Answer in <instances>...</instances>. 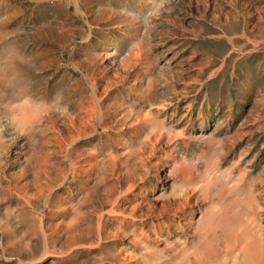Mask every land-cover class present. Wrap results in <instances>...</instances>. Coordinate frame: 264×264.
<instances>
[{
	"label": "rangeland",
	"instance_id": "1",
	"mask_svg": "<svg viewBox=\"0 0 264 264\" xmlns=\"http://www.w3.org/2000/svg\"><path fill=\"white\" fill-rule=\"evenodd\" d=\"M0 264H264V0H0Z\"/></svg>",
	"mask_w": 264,
	"mask_h": 264
},
{
	"label": "bare ground",
	"instance_id": "2",
	"mask_svg": "<svg viewBox=\"0 0 264 264\" xmlns=\"http://www.w3.org/2000/svg\"><path fill=\"white\" fill-rule=\"evenodd\" d=\"M156 146V145H155ZM116 204H118V202H116ZM115 204V205H116ZM120 205V204H119ZM114 213H115V211L114 210H111V211H109L108 212V215H110V216H112V215H114ZM104 223H105V221H104V216H103V214H101L99 217H98V230L101 232V229H103V226H104ZM107 223V222H106ZM109 229H111V228H109ZM108 229V230H109ZM105 230V229H104ZM107 231V230H106ZM109 232V231H108ZM107 232V233H108ZM112 234V233H111Z\"/></svg>",
	"mask_w": 264,
	"mask_h": 264
}]
</instances>
